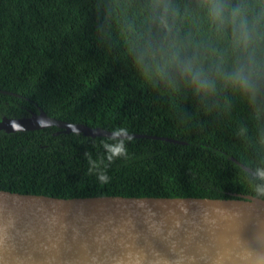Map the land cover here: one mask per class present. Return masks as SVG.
I'll return each mask as SVG.
<instances>
[{
  "label": "trees",
  "instance_id": "obj_1",
  "mask_svg": "<svg viewBox=\"0 0 264 264\" xmlns=\"http://www.w3.org/2000/svg\"><path fill=\"white\" fill-rule=\"evenodd\" d=\"M0 0V119L49 117L129 134L101 184L106 137L0 131V190L56 198H232L264 168V0ZM239 8L249 40L238 41ZM203 70L201 85L187 71ZM239 69L245 89L230 81ZM57 133V134H55ZM249 168L245 171L240 165ZM107 163V161H105ZM253 196V195H252Z\"/></svg>",
  "mask_w": 264,
  "mask_h": 264
},
{
  "label": "water",
  "instance_id": "obj_2",
  "mask_svg": "<svg viewBox=\"0 0 264 264\" xmlns=\"http://www.w3.org/2000/svg\"><path fill=\"white\" fill-rule=\"evenodd\" d=\"M40 120L48 126L42 127ZM13 123L22 130L14 129ZM49 127L91 138L112 134L49 117L40 108L29 116L0 119L5 133ZM0 264H264V200L242 194L226 199H65L0 190Z\"/></svg>",
  "mask_w": 264,
  "mask_h": 264
},
{
  "label": "clouds",
  "instance_id": "obj_3",
  "mask_svg": "<svg viewBox=\"0 0 264 264\" xmlns=\"http://www.w3.org/2000/svg\"><path fill=\"white\" fill-rule=\"evenodd\" d=\"M209 12L213 19L220 21L223 23L224 16H225V7L219 0H210L209 3ZM231 16L233 19H239V33L237 36L238 41L242 43H246L249 40V35L247 31V21L243 17L242 11L239 8H234L231 10ZM187 71L191 74L192 78L196 80L201 85L207 83L206 78L202 79L203 77V70L196 68L194 66H189ZM230 81L236 83L242 88H249L250 82L248 77L244 74L242 70L236 69L232 73L228 74L227 77ZM38 123L42 127L48 126V122L44 120L38 121ZM13 128L16 130H22L21 126L13 123ZM69 127L73 128V131H77L74 126L70 125ZM112 143L108 141H102L101 146L104 149V155L100 156L98 159H93L90 153H86V158L89 164V173H95L97 180L101 184H107L110 180V177L107 175V172L101 170V166L106 169L108 164L113 162L115 159L124 157H128V150L126 148V142L132 140V136L129 135L128 130L126 128H117L112 131L110 137ZM107 161V163H105ZM255 179L250 180L249 183L251 185L250 189L252 195L256 199L264 200V168H257L254 173Z\"/></svg>",
  "mask_w": 264,
  "mask_h": 264
},
{
  "label": "flooded vegetation",
  "instance_id": "obj_4",
  "mask_svg": "<svg viewBox=\"0 0 264 264\" xmlns=\"http://www.w3.org/2000/svg\"><path fill=\"white\" fill-rule=\"evenodd\" d=\"M29 115H30V113H29ZM29 115H28V116H29ZM58 132H60V131H58Z\"/></svg>",
  "mask_w": 264,
  "mask_h": 264
}]
</instances>
